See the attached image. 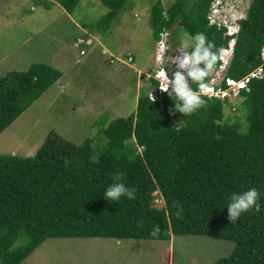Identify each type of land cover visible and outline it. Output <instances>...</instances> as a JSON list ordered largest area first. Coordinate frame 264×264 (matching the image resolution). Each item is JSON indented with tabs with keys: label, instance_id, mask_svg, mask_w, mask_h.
<instances>
[{
	"label": "trees",
	"instance_id": "trees-1",
	"mask_svg": "<svg viewBox=\"0 0 264 264\" xmlns=\"http://www.w3.org/2000/svg\"><path fill=\"white\" fill-rule=\"evenodd\" d=\"M38 1L48 9L49 2H57L68 13L81 2ZM128 1L101 0L109 25ZM212 1L195 0L188 6L187 0H175L166 16L158 0L151 10L156 41L169 32L172 54L181 46L173 36L180 28L190 37L204 33L216 49L226 48L231 39L226 30L209 25ZM263 46L264 0H253L241 22L227 77L241 81L260 67L263 72L239 90V105L229 104V98L202 96L204 107L188 115L172 114L175 98L163 93L152 99L149 92L139 98L135 113L102 123L107 146L98 158L91 139L76 145L54 131L34 156H0V264L23 263L50 238L169 242L173 236L235 243L232 253L215 264H264ZM61 77L46 64L1 76L0 135ZM153 83L157 92L158 82L151 78ZM192 88L198 91L199 85ZM233 106L227 115L226 107ZM116 182L134 188L136 198L105 199V190ZM250 188L260 193V212L242 213L232 223L230 195ZM154 193L161 198L158 206ZM174 205L184 209L180 218ZM156 225L161 232L153 237Z\"/></svg>",
	"mask_w": 264,
	"mask_h": 264
},
{
	"label": "rangeland",
	"instance_id": "rangeland-1",
	"mask_svg": "<svg viewBox=\"0 0 264 264\" xmlns=\"http://www.w3.org/2000/svg\"><path fill=\"white\" fill-rule=\"evenodd\" d=\"M157 1L129 0L109 25L101 0H81L72 13L57 2L48 9L38 0H0V77L46 64L60 71L65 84H55L0 135V156H34L54 131L76 145L91 139L98 158L107 146L102 123L135 113L139 98L156 89L146 74L156 70L151 10ZM160 1L167 16L175 0ZM194 1L187 0L188 6ZM178 32L177 43L190 38ZM79 39L83 45L75 46ZM176 48L175 55L181 46ZM129 53L132 65L123 62ZM241 102L235 95L228 101ZM233 109L226 107V114ZM234 248L233 242L205 236H173L169 242L50 238L21 264H215Z\"/></svg>",
	"mask_w": 264,
	"mask_h": 264
},
{
	"label": "clouds",
	"instance_id": "clouds-1",
	"mask_svg": "<svg viewBox=\"0 0 264 264\" xmlns=\"http://www.w3.org/2000/svg\"><path fill=\"white\" fill-rule=\"evenodd\" d=\"M249 1L250 0L212 1L213 7L212 5L210 6L207 16L209 25L217 26L218 28L220 26V29L226 30L225 35L231 37L226 48L216 49L215 44L209 41L204 33H197L189 39L182 41L181 48L178 49L176 55L175 53H170L171 48L169 46V66L166 65L163 67L158 62L156 63V70L153 76L156 71L160 72L162 69L167 70L168 76H166L165 81L161 83L160 90L167 93L172 99L175 98L173 100L175 109L172 114L178 111L184 115H188L204 107L206 101L202 99L201 94L209 98L214 97L224 100L232 97V95L237 96L239 90L245 87L235 89V83L239 81L227 77V70L234 57L236 37L240 31L241 22L246 19L247 11L253 0L250 4ZM213 9L214 13H217L216 15H214ZM227 10H229L233 16L227 17ZM229 26L233 29L229 30ZM189 47H191V51H187ZM227 52L228 54H226ZM127 55L128 54H126V57ZM260 55L264 57V46L260 49ZM218 60H220V64L216 67ZM173 72H175L174 77L172 75ZM160 75L163 76L165 74L162 72ZM207 77H209V81L205 83ZM215 78L216 81H212ZM229 80L233 82L228 83ZM193 83L199 85L198 91L192 88ZM224 84H226V89L223 88ZM207 88L208 90L206 91ZM204 91L205 93H203ZM210 93H212V95H209ZM119 179L120 178L117 177V180ZM104 196L105 199L111 201H119L121 197L135 199L136 190L126 187L122 182H116L108 186L104 192ZM259 198L260 193L255 188H250L240 193H232L227 207L230 221L235 223L242 213L252 211L253 209L255 212H260L261 206L258 203ZM174 207H177L176 215L177 218H180L183 215V207L176 205H174ZM160 232V226L156 225L151 235L157 237Z\"/></svg>",
	"mask_w": 264,
	"mask_h": 264
},
{
	"label": "built area",
	"instance_id": "built-area-1",
	"mask_svg": "<svg viewBox=\"0 0 264 264\" xmlns=\"http://www.w3.org/2000/svg\"><path fill=\"white\" fill-rule=\"evenodd\" d=\"M220 28V26H219ZM169 32H163L160 34V39L158 41H156V48H155V59H156V62H158L160 65H162L163 67H165L166 65H168V62H169V57H168V50H169V42H168V37H169ZM263 61H264V57H262ZM124 63L126 64H129V65H132L133 62H134V57L132 54H128L127 57H126V60L123 61ZM164 73L165 75H160V73ZM262 68H258L256 71L252 72L247 78L239 81L238 83H235L236 87L235 89L237 88H241V87H244L246 86L247 82L249 81L250 78H253V77H261V74H262ZM174 73L173 72V77H174ZM167 75V70H161L160 72L159 71H156L155 75L154 76H151L150 74L146 77L147 79H155L157 82H158V86H157V92L156 91H152L149 93V96L153 99V97L155 98L157 96V94H163L165 92L161 91L160 90V85L161 83H163L165 81V78H166ZM170 78V77H169ZM171 79V78H170ZM213 81H216V78L213 79ZM233 82V81H232ZM228 83H231V81L229 80ZM208 90V88L206 89V91ZM205 93V91L203 92ZM226 94V93H225Z\"/></svg>",
	"mask_w": 264,
	"mask_h": 264
},
{
	"label": "crops",
	"instance_id": "crops-1",
	"mask_svg": "<svg viewBox=\"0 0 264 264\" xmlns=\"http://www.w3.org/2000/svg\"><path fill=\"white\" fill-rule=\"evenodd\" d=\"M78 42H79V43L81 42V44L83 45V40H82V39H79V40L75 43V46H77L76 44H78ZM105 52L107 53V52H109V50L106 49ZM137 72H138L139 75H140L141 70H137ZM148 74H150V73L148 72L146 75H148ZM142 75H145V74H142ZM147 80H148V79H147ZM58 83L61 85V87H63V88L65 87V84L63 83V78H60L58 81H56L55 84H58ZM55 84H54V85H55ZM151 84H152V81H151ZM54 85H53V86H54ZM53 86H52V87H53ZM52 87H51V88H52ZM51 88H49V89H51ZM49 89H48V90H49ZM48 90H47V91H48ZM47 91H46V92H47ZM46 92H45V93H46ZM45 93H44V94H45ZM44 94H43V95H44ZM105 125H107V124H105Z\"/></svg>",
	"mask_w": 264,
	"mask_h": 264
},
{
	"label": "flooded vegetation",
	"instance_id": "flooded-vegetation-1",
	"mask_svg": "<svg viewBox=\"0 0 264 264\" xmlns=\"http://www.w3.org/2000/svg\"><path fill=\"white\" fill-rule=\"evenodd\" d=\"M179 24L181 25L182 23H181V22H179Z\"/></svg>",
	"mask_w": 264,
	"mask_h": 264
}]
</instances>
